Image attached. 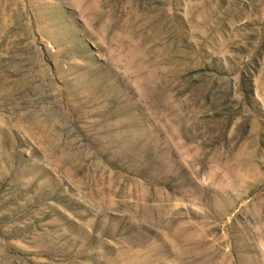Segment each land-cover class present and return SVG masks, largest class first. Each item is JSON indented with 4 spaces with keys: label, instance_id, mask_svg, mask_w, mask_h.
<instances>
[{
    "label": "rangeland",
    "instance_id": "1",
    "mask_svg": "<svg viewBox=\"0 0 264 264\" xmlns=\"http://www.w3.org/2000/svg\"><path fill=\"white\" fill-rule=\"evenodd\" d=\"M0 264H264V0H0Z\"/></svg>",
    "mask_w": 264,
    "mask_h": 264
}]
</instances>
